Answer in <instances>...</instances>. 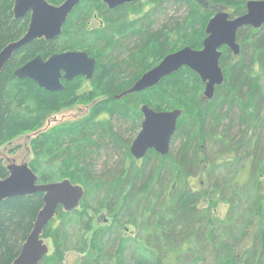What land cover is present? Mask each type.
<instances>
[{
    "label": "trees",
    "instance_id": "obj_1",
    "mask_svg": "<svg viewBox=\"0 0 264 264\" xmlns=\"http://www.w3.org/2000/svg\"><path fill=\"white\" fill-rule=\"evenodd\" d=\"M47 1L52 4H61L64 0ZM248 1L250 0H209L213 4L229 8L232 17L244 14ZM13 6L14 0H0V51L15 40L14 36L19 35V31H24L23 27L26 30L22 36L28 30L30 15L25 17L26 22H22V19H15ZM182 9L186 10L184 16H174V11L171 14L172 10H175V14H177ZM93 11H98L101 17L102 23L99 25H93ZM214 14L204 10L200 6L199 0H149L111 11L108 10L103 0H81L57 40H34L22 48L32 47L31 56L24 63L9 70L15 55L0 73V143L5 141L1 133H3L4 121L9 110L7 102L10 96L7 93V79L10 73L14 75L15 70L26 62L39 55L48 59L56 53L74 50L87 51L98 60L93 94L102 95L108 91L121 93L127 90L128 86L133 85L142 74L157 65L166 55L186 46L201 49L206 37V26ZM160 22H162L161 25ZM157 24L159 26H156ZM237 41L243 59L238 61L241 53L235 55L227 47L221 49L220 66L225 75V84L217 88V95L210 103L212 107L209 110L207 108L205 112H201L199 109L203 101L201 94L205 84L198 74L189 68H182L152 90L115 100V107L111 109V111L115 109L112 113L116 120H124L129 124H133L136 120V116L130 114V110L142 99L156 110L182 109L183 113L171 143V152L162 161L166 162L165 170L168 174L171 173L189 184L191 180L198 178L208 169L205 145L220 130L223 133L220 137L224 139L226 133L229 132L226 129L232 127L233 122H237L236 125H239L241 130L248 124L242 131L244 135L242 141L237 145L243 144L246 141L245 137H249L250 133H252L251 137H260L256 127L252 129L250 126L262 122L264 26L261 29L252 27L240 29ZM248 58H251L253 65L251 69L244 72V67L248 65ZM256 69H258L257 73ZM14 77L16 76L14 75ZM119 80L124 82L122 87H119L122 84ZM18 81L24 85L28 83L29 86H32L31 91H42L33 81L19 79ZM240 81L241 85H239ZM111 111L104 112L103 109L97 110L95 107L92 115L95 113L96 116H100L102 113ZM89 118L87 117L85 128H90L80 132L82 136H79L80 138L85 137V142L77 145L78 157L82 160L91 155L90 148L93 151H98L102 144L100 141L103 139L114 143L121 135L107 119L102 121V127H100L93 125ZM38 123L40 120L35 119L30 124L33 126ZM90 133L98 134L99 139L93 138ZM48 145L52 148L54 144L48 142L46 146ZM262 145L261 159L263 158V161L256 181L259 200L256 203L255 212L245 223L240 236H232L214 244L211 258L215 264H264V144ZM151 158L156 160L151 166L155 172L160 165L164 167L160 161H157V157L149 156L148 160H152ZM73 164L75 163L70 159H66L64 163L67 165L68 173L66 174L70 178L74 177L71 173L74 172L71 169ZM82 165L84 166V164ZM78 170L79 168L76 171ZM8 175L9 172L6 169L0 168V176L7 177ZM138 175L142 177L138 183L139 187L149 194L153 186L154 173L152 177H145L143 171ZM124 184L119 181L114 183L111 181L107 189L116 193ZM133 187L130 192L133 191ZM126 195L129 197L130 194ZM175 199L173 207L169 211L173 215L169 213L161 220L156 221L159 242L163 243L167 239L170 244H175L180 238L193 233L196 225L195 220L200 217L194 211L195 209H189L182 202L187 201V198L178 199L176 197ZM42 207V193L31 197H11L0 202V264H12L17 258L23 243L33 230L37 215ZM52 229L53 225L51 224L45 229L43 237L52 235ZM92 240L93 245L90 246L94 247L97 240L94 237ZM55 242L57 251L45 256L40 264H64L58 255L60 250L58 242L56 240ZM96 249L101 252L100 248ZM188 250L190 248H187L186 252ZM181 253L177 252L174 258L176 259ZM122 260L123 258L119 264H125ZM206 263L207 258L205 257L195 260V264ZM95 264L99 263L95 262ZM166 264L176 263L169 260Z\"/></svg>",
    "mask_w": 264,
    "mask_h": 264
},
{
    "label": "rangeland",
    "instance_id": "obj_2",
    "mask_svg": "<svg viewBox=\"0 0 264 264\" xmlns=\"http://www.w3.org/2000/svg\"><path fill=\"white\" fill-rule=\"evenodd\" d=\"M199 3L211 14L219 11L231 13L229 8L209 0H199ZM173 11L174 16L179 17L186 13L185 9L177 14L175 10L171 14ZM25 17L21 18L22 22H26ZM93 17V25H99L101 17L98 11H93ZM23 30L26 28L23 27ZM24 31H19V35L14 36L15 40ZM31 49L19 51L9 70L24 63L31 56ZM238 58V61L243 59L242 53ZM247 64L244 72L252 68L251 58L247 59ZM69 85L66 92L49 94L43 90L31 91L32 86L20 83L13 73L7 79L9 110L1 133L5 141L0 143V168L9 172V165L27 164L37 176L38 184L68 179L81 186L84 192L78 207L70 211L62 208L57 212L51 223L53 233L44 238L49 246L48 255L57 251L56 240L60 249L58 255L64 264H119L122 258L125 264H166L169 260L176 264H195L197 258L203 257L207 258L206 264H215L211 258L214 244L232 236H240L259 200L256 181L263 161L264 105L261 107L262 122L250 126L252 129L256 127L260 137H251L250 133L243 144L237 145L242 141V131L248 124L241 130L237 122H233L232 127L226 129L229 132L224 139L220 137L223 134L220 130L205 145L208 169L189 184L168 174L166 164L164 167L160 165L155 172L151 167L156 162L155 158L131 164L127 151H130L141 127L124 120L112 118V124L121 133L118 140L111 143L103 139L98 151L90 148L91 155L80 159L77 145L85 142V137H79L82 136L80 132L90 128H85V117L89 112L87 108L93 104L92 100L96 105L105 106L103 100L106 101L107 97L91 93L94 88L85 78H79ZM85 94L89 98L88 102L82 100ZM201 98L203 101L199 109L205 112L212 107V101L206 99L203 93ZM97 118L94 116L95 120ZM35 119H39L40 123L31 126L30 123ZM93 125L102 127L100 122L94 121ZM90 134L99 139L98 134ZM48 142L54 144L52 148L46 146ZM66 159L75 163L71 168L74 171L71 172L73 178L66 174ZM157 161L162 163L161 159L157 158ZM141 171L145 177H152L154 173L149 194L138 185L142 178L138 173L141 174ZM4 178L0 176V179ZM111 181L125 184L114 193L107 189ZM132 187L133 191L130 192ZM126 194H130L129 197ZM176 197L187 198L188 202H182L189 209H195L200 217L195 220L193 233L180 238L175 244H170L167 239L163 243L159 242L156 221L171 213L169 211ZM93 237L97 244L91 247ZM95 247L100 248L101 252ZM187 248L190 250L186 252ZM177 252L182 253L175 259Z\"/></svg>",
    "mask_w": 264,
    "mask_h": 264
},
{
    "label": "water",
    "instance_id": "obj_3",
    "mask_svg": "<svg viewBox=\"0 0 264 264\" xmlns=\"http://www.w3.org/2000/svg\"><path fill=\"white\" fill-rule=\"evenodd\" d=\"M110 9L139 0H103ZM81 0H65L55 5L47 0H14L15 19L30 15V23L25 35L8 44L0 52V73L15 53L34 40L53 41L62 34L69 16ZM264 26V0H250L246 12L232 17L226 11L217 12L208 22L203 47L196 49L186 46L166 55L162 61L144 73L128 90L118 97L153 89L166 77L187 67L198 74L205 83L204 97L212 100L216 89L225 83V75L220 66L222 47L230 48L236 55L241 53L237 42L238 32L244 27L261 29ZM96 70V60L84 51L56 53L48 59L42 55L35 57L15 71V76L23 81L30 80L50 93L63 92L66 87L62 79L73 81L79 77L92 79ZM144 120L142 129L131 147V154L140 159L154 149L162 156L171 152V143L178 128L182 109L156 111L148 105L142 107ZM9 175L0 179V202L17 196L43 194V207L37 215L33 230L12 264H40L49 253V246L43 234L51 224L60 207L70 211L79 206L83 198L81 186L66 179L62 182L38 184L37 176L27 166L9 165Z\"/></svg>",
    "mask_w": 264,
    "mask_h": 264
},
{
    "label": "flooded vegetation",
    "instance_id": "obj_4",
    "mask_svg": "<svg viewBox=\"0 0 264 264\" xmlns=\"http://www.w3.org/2000/svg\"><path fill=\"white\" fill-rule=\"evenodd\" d=\"M147 1H149V0H139V1H135V2H129V3H125V4H123V5H121V6H118V7H116V8H114V9H117V8H119V7H124V6H127V5H134V4H137V3H139V2H147ZM104 4L107 6V8H108V10H114V9H110V7L104 2ZM101 23H102V21H101ZM65 30V29H64ZM74 51H81V50H74ZM84 52H86L87 53V51H84ZM90 57H92V58H94L95 60H96V65H97V62H98V60L94 57V56H92L91 54H89V53H87ZM162 61V60H161ZM160 61V62H161ZM159 62V63H160ZM158 63V64H159ZM98 66V65H97ZM156 66V65H155ZM154 66V67H155ZM152 69V68H151ZM150 70V69H149ZM148 70V71H149ZM96 72H97V68H96V70H95V73H94V76H93V78L92 79H87L86 77H79V78H85L87 81H90V83H92V86H93V88H94V78H95V75H96ZM147 72V71H146ZM143 75V74H142ZM141 75V76H142ZM141 76L138 78V80L141 78ZM79 78H77V79H79ZM166 78H168V77H166ZM165 78V79H166ZM77 79H74L73 81H67V80H64V79H62V83L65 85V87H66V89H65V91H63V92H66V90H67V86H70L69 84L70 83H72V82H74L75 80H77ZM165 79H163L162 81H161V83L165 80ZM137 80V81H138ZM120 82H122V84H120L119 85V87H122L123 85H124V82L122 81V80H119ZM136 81V82H137ZM135 82V83H136ZM134 83V84H135ZM160 83V84H161ZM133 84V85H134ZM104 85L106 86V83H104ZM133 85H131V86H128V88H127V90L128 89H130ZM158 86V85H157ZM156 86V87H157ZM156 87H154V88H156ZM153 88V89H154ZM149 90H152V89H149ZM217 90V89H216ZM92 92L91 93H93V91H94V89L93 90H91ZM126 91V90H125ZM125 91H123V92H121V93H115L114 91H108V92H106L105 94H102V95H98V96H106L107 97V99H106V101L105 100H103V102L105 103V106H103L102 104L101 105H96L95 104V101H93L92 100V102L91 103H93L92 105H89V107L87 108L88 110H89V112H88V115L85 117V122H86V120H87V117H90L89 118V120L91 121V122H93L94 123V121L95 122H100V123H102V121L104 120V119H107L108 121H109V123H112V118H114V115H113V111L115 110V109H113L112 111H111V109L112 108H114L115 107V100H121L122 98H125L126 96H132V95H136V94H142V93H145L146 91H144V92H140V93H133V94H128V95H125V96H121V97H118V96H120L121 94H123ZM148 91V90H147ZM50 93V92H49ZM56 93H62V92H56ZM54 94V93H53ZM215 95H216V92H215ZM92 96V95H91ZM97 96V97H98ZM96 97V98H97ZM215 97V96H214ZM95 99V98H94ZM214 99V98H213ZM213 99L211 100V101H213ZM82 100H83V102H85V101H89V98H88V96H87V94H85V95H83L82 96ZM144 102H146V101H143V99L141 100V102L138 104V105H135L133 108H132V110H130V114H133L134 116H136V120L133 122V124H137V125H139L140 127H141V129H142V123H143V120H144V115H143V113H142V107L144 106V105H148L150 108H152V109H154V110H156L153 106H151L150 104H148L147 102L146 103H144ZM95 105V106H94ZM95 107H97V110H99V109H103L104 110V112L105 111H111V112H107V113H102L100 116H96L95 115V113H93V115H92V112H93V109L95 108ZM156 111H170V110H156ZM94 116L95 117H98L97 119L98 120H95L94 119ZM102 118V119H101ZM93 120V121H92ZM134 126V125H133ZM141 131V130H140ZM139 131V132H140ZM139 134V133H138ZM136 137H137V135H136ZM136 139V138H135ZM48 141V140H47ZM134 142V141H133ZM132 145H133V143H132ZM132 145H131V147H132ZM128 152V156H129V154L131 155V156H129V159H130V163L131 164H137L138 163V161H142L143 159H146V158H149V156H151V157H157V158H159V159H161V161H162V159H164V158H167L168 156H162V155H160L159 153H157L154 149H152V150H150L149 152H148V154H147V156L145 157V158H140V159H138V158H136V157H134L132 154H131V148H130V151L128 150L127 151ZM14 161V160H13ZM162 164L163 165H165L166 164V162L165 161H162ZM73 167H74V164H73ZM77 168H78V166H77ZM83 195H84V192H83ZM82 200V199H81ZM61 209L62 208H64L63 206L62 207H60ZM57 212H58V210H57ZM55 218V217H54ZM54 220V219H53ZM53 220H52V222H53ZM51 222V223H52ZM98 224H99V222H97Z\"/></svg>",
    "mask_w": 264,
    "mask_h": 264
},
{
    "label": "bare ground",
    "instance_id": "obj_5",
    "mask_svg": "<svg viewBox=\"0 0 264 264\" xmlns=\"http://www.w3.org/2000/svg\"><path fill=\"white\" fill-rule=\"evenodd\" d=\"M213 16H214V15H213ZM213 16H212V17H213ZM69 17H70V16H69ZM68 19H69V18H68ZM64 26H65V25H64ZM28 27H29V26H28ZM206 27H207V26H206ZM63 30H64V28H63ZM26 32H27V31H26ZM62 32H63V31H62ZM205 32H206V30H205ZM24 35H25V34H24ZM60 36H61V35H59V36H58L56 39H54V40H57ZM22 37H23V36H22ZM22 37H21V38H22ZM21 38H20V39H21ZM205 38H206V37H205ZM17 41H18V40H17ZM203 41H204V40H203ZM237 42H238V41H237ZM9 44H10V43H9ZM238 44H239V43H238ZM6 46H7V45H6ZM6 46H5V47H6ZM5 47H4V48H5ZM24 47H26V46H24ZM24 47H23V48H24ZM226 47H227V46H226ZM4 48H3V49H4ZM222 48H223V47H222ZM227 48H228V47H227ZM3 49H2V50H3ZM21 49H22V48H21ZM21 49H20V50H21ZM229 49H230V48H229ZM2 50H1V51H2ZM20 50H19V51H20ZM230 50H231V49H230ZM1 51H0V52H1ZM19 51H18V52H19ZM221 51H222V50H221ZM231 51H232V50H231ZM18 52H17V53H18ZM232 52H233V51H232ZM17 53H15L14 56H15ZM233 53H234V52H233ZM234 54H235V53H234ZM235 55H236V54H235ZM14 56H13V57H14ZM13 57H12V58H13ZM36 57H37V56H36ZM33 59H34V58H33ZM11 60H12V59H11ZM11 60H10V61H11ZM10 61H9V62H10ZM9 62H8V63H9ZM28 62H29V61H28ZM8 63H7V64H8ZM26 63H27V62H26ZM26 63H25V64H26ZM7 64H6V65H7ZM22 66H23V65H22ZM5 67H6V66H5ZM5 67H4V68H5ZM20 67H21V66H20ZM20 67H19V68H20ZM17 69H18V68H17ZM17 69H16V70H17ZM16 70H15V71H16ZM2 71H3V70H2ZM14 75H15V72H14ZM198 76H199V75H198ZM199 77H200V76H199ZM200 79H201V78H200ZM203 83H204V82H203ZM204 84H205V83H204ZM205 90H206V88H204L203 96H204ZM23 244H24V243H23ZM22 246H23V245H22ZM21 249H22V248H21ZM48 254H49V253H48ZM48 254H47V255H48ZM47 255H46V256H47Z\"/></svg>",
    "mask_w": 264,
    "mask_h": 264
}]
</instances>
